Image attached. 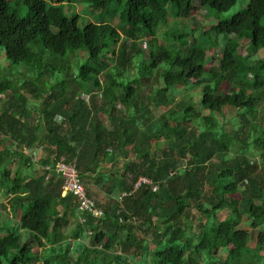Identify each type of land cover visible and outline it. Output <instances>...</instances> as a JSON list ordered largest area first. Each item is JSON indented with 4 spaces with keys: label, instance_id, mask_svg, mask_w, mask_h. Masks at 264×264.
<instances>
[{
    "label": "trees",
    "instance_id": "1",
    "mask_svg": "<svg viewBox=\"0 0 264 264\" xmlns=\"http://www.w3.org/2000/svg\"><path fill=\"white\" fill-rule=\"evenodd\" d=\"M66 1L73 0H0V51L10 63L32 66L35 82L50 74L55 82L49 86L69 83L93 95L87 104L75 89L61 96L37 83L0 81V96L11 91V99L0 102V133L7 142L0 150V191L19 214L18 226L0 235V264H129L128 255L136 264H248L252 254L256 264H264V59L246 63L251 56L239 51L242 39L251 51L264 50V0H250L231 18L210 26L208 32L227 39L218 49L219 69L209 71L207 47L199 45V38L175 50L158 41L159 29L170 16L177 23L190 16L195 3L222 12L238 0H92L97 10L124 3V34L136 50L130 53L118 27L80 25L77 13L65 11ZM169 33L167 41L176 36ZM148 37L145 57L137 40ZM46 51L59 57L81 52L86 62L73 74L69 55L60 71H48ZM155 71L158 83L145 86ZM192 80L198 96L189 93L177 101V92ZM94 90L100 91L99 104ZM26 93L44 96L39 117L31 123ZM165 108L156 118L154 111ZM227 114L232 115L226 119ZM58 115L64 122L58 123ZM44 147L48 152L39 160L40 172L11 171V163L30 169L35 155L31 158L25 149ZM255 152L263 167L251 177L256 165L249 157ZM59 161L76 166L89 197L102 209L101 218L88 215L80 221L76 198L62 194L63 181L53 171ZM140 176L152 185L129 194ZM91 184L100 189L96 200ZM223 211L227 217L220 219ZM246 216L252 229L260 227L253 247L251 230L241 226ZM71 220L69 237L64 228ZM35 245L47 250L41 261Z\"/></svg>",
    "mask_w": 264,
    "mask_h": 264
},
{
    "label": "rangeland",
    "instance_id": "2",
    "mask_svg": "<svg viewBox=\"0 0 264 264\" xmlns=\"http://www.w3.org/2000/svg\"><path fill=\"white\" fill-rule=\"evenodd\" d=\"M50 1V0H48ZM250 0H238L232 7H230L228 10L226 11H216L214 9H210V8H205L203 6H200L199 3H195L192 6L191 9V14L188 17L183 18L181 22L177 23V19H175L173 16H170L171 21L166 24L163 25L158 32V41L161 43H166L168 42V47L171 49H186L187 46L186 44L189 45V40L192 41L193 38L192 37H197L199 38V45H203L205 47H207V54H208V60H207V64H206V70L209 71L210 69L213 70H218L219 69V59H220V54L218 53V49H222L224 46V43L227 39V36L225 35H219V36H215V33L213 31H209V28L211 25H213L215 22H217L218 20H225V19H229L231 18V16L241 10H243L244 8L247 7L248 3ZM65 3H67L66 6V12L69 11V13H77L80 16V25L91 21V22H108L112 25H115L116 27H118L120 29V32L122 34H124V27H125V22L123 21L122 15H123V11H124V3L123 2H111L108 7L106 9L103 10H97L94 9L93 7V2L92 0H73L70 4L66 1ZM69 4V5H68ZM27 11V7L25 5H22L20 7V15H24ZM68 13V12H67ZM177 23V24H176ZM184 24V25H182ZM260 24L262 26H264V16H262L260 18ZM162 25V24H161ZM160 25V26H161ZM159 26V27H160ZM169 34L171 33H176L174 38H169L168 41L165 39V33L169 32ZM208 32V33H207ZM190 33L191 35H189V39H187L186 34ZM204 34V36H203ZM126 34L123 35V40H126L127 42V46L126 49L128 50V52L130 53V50L132 52H135L134 50H132V47L129 45L130 44V40L126 38L125 36ZM188 35V34H187ZM200 36L202 37L200 39ZM215 39L217 42V44H215ZM150 38H146L143 40H137V44H138V48H141L144 56L147 57V55L149 54V43ZM239 51L240 54L242 56H245L247 54H249L251 57L248 59V61L246 63H251L252 61H254L255 59L258 58H262L264 59V50H259L257 52H253L251 51L250 47H249V43L247 39H242L240 41V47H239ZM48 55H50V57L48 58V61L46 63V68L48 69V71H51L52 69L56 68V72L57 70L60 71L59 68H63L62 66L65 63H68V57L69 55H71L72 52H67V55L65 57H59L53 53H51L50 51H46ZM185 53V51L183 52ZM70 60V67H71V73H75L77 74L80 70V65L84 62H86V57L82 55L81 52H77L74 53L70 56L69 58ZM138 62V61H137ZM114 61H110L109 62V68L112 70L113 66H114ZM133 67H135L133 65ZM32 68V66L21 62L18 64H12L10 63V61L7 59L6 55H5V51H0V81L1 80H6L9 79L11 80V86H22V83H25L26 81L29 82L31 84L32 83H37V86H40V88H44V89H48V91H50L51 89H54L58 92H61V96L63 95L64 91L68 90L69 92L75 89L76 94H78V97H82V99L87 103V104H91L92 103V96L91 94H87V93H81L83 86L81 88V86H49V84H53L55 82V78L53 76H51L50 74H45L42 76L41 80H39V82H35L36 78H34V75L31 72L30 69ZM109 69V70H110ZM32 71L33 70L31 69ZM134 70V69H133ZM62 75H64V72H60ZM133 74H136V71L134 70L132 72ZM55 76H61V74L59 73H55ZM130 74V75H133ZM155 75V77L151 78L149 80V83H147L145 86H153L152 84H156L158 83V78H157V71H155L153 73V76ZM101 80H105V76L104 74H102L100 76ZM47 82V84H45ZM195 81L192 80V82L189 84V86L187 88H182L180 91L177 92L176 94V99L178 101V99L182 96H185L186 94H193L195 97L198 96V88L199 86H197L196 83H194ZM202 82L206 83L207 79L206 77L202 78ZM49 83V84H48ZM146 83V82H145ZM45 84V85H44ZM25 86V84L23 85ZM221 86H228L226 83H223ZM27 94V99L29 102V107L31 108V113L30 116L28 117V120L31 122L37 120V118L39 117V111L43 106V101L42 98H44V96L40 99H36L34 98V96H32L31 93H26ZM93 94L95 95V100L97 102V104H99L101 102V97H100V91L99 90H94ZM11 95V91L7 92L6 95H1L0 96V102L1 104L6 103L7 101H9ZM3 102V103H2ZM0 104V105H1ZM167 108L165 109H157L154 111L155 117L156 118H160L162 117L166 112ZM232 115V114H231ZM230 114H227L226 119L230 118L231 116ZM60 118H63L62 115H58L56 117V120L58 121V123H60L62 120H60ZM101 119L105 122L108 123V119L107 116L104 114H101ZM64 122V119L63 121ZM5 134L0 133V150H2L7 142H4L2 139L4 138ZM155 143V141L153 142ZM42 155L44 156L45 153H47V148L44 147V150L42 149ZM30 150H26L24 151V153L26 155H31V153H29ZM260 154L255 152L253 155H250L249 160L251 162H253V164L256 165L255 169H253L250 172V176L253 177L254 175H260V170L263 167L261 164V157L259 156ZM8 157L4 158L7 160ZM33 158V156L31 157ZM41 159V157L39 158V160ZM5 160V161H6ZM38 161H34L32 167L30 169H28L26 166H24L23 164H20L18 167L15 163H11L10 165V169L11 171L14 172H22V173H29L32 169L36 170V172H40V163ZM215 162H218V159L214 160ZM109 167H111V165H108ZM113 168V167H111ZM19 169V170H17ZM17 170V171H16ZM39 170V171H38ZM108 169H106L107 171ZM129 183H132V180H129ZM246 185V184H245ZM242 187H244L242 185ZM91 195L92 197H94V199L96 200L97 195H99L100 193V189L97 188L95 185L91 184ZM235 198L237 200H241V194H238L235 196ZM12 200L10 198V196H8L7 194H5L4 190L0 191V235H4L5 233H7L10 229L12 230L13 228H16L18 226V222H19V214L14 212V207H16V205L13 206L12 209ZM191 214L193 216V222L195 224L194 229L197 230V226L199 225V217H198V213L196 212V210H191ZM245 216V215H244ZM218 217L220 219H223L225 217H227V213L225 211L220 212ZM249 220L247 219L246 216V220L244 219L242 221L241 226L243 227H247L249 228L250 231V238H249V244L253 246H255L256 243V236L258 235L259 232V228L257 229H252L249 225ZM74 229V220H71L70 224L64 228V231L68 234V236L70 237L72 231ZM89 236V235H88ZM87 235H85L82 239L83 241L90 245L91 244V239L90 236L88 237ZM149 240H151L152 236L151 234L148 235ZM72 238H69L68 240H71ZM73 242V241H72ZM74 246V245H73ZM34 249L36 252H38L39 256H40V261L41 258L44 256V254L47 253V250H45L42 247H39L37 245L34 246ZM222 255L225 257L226 253L223 252ZM128 262L129 264H136L132 258H130V256L128 255ZM255 255L252 254V256L248 257V264H256V260H255ZM98 258L100 260H103V257L98 255ZM43 259V258H42ZM4 262H6V260L4 259Z\"/></svg>",
    "mask_w": 264,
    "mask_h": 264
},
{
    "label": "built area",
    "instance_id": "3",
    "mask_svg": "<svg viewBox=\"0 0 264 264\" xmlns=\"http://www.w3.org/2000/svg\"><path fill=\"white\" fill-rule=\"evenodd\" d=\"M62 120V118H60ZM34 161L39 160V155L34 154ZM53 171L62 179V194L71 193L77 200L78 212L80 215V221L84 223L87 216L90 215L94 218L102 217V209L99 208L95 202L89 197L85 185L79 178V172L74 164H68L62 161L55 163ZM152 180L149 178L140 176L132 185V189L129 194L135 191L141 185H152ZM128 192H124L119 197L127 195Z\"/></svg>",
    "mask_w": 264,
    "mask_h": 264
},
{
    "label": "crops",
    "instance_id": "4",
    "mask_svg": "<svg viewBox=\"0 0 264 264\" xmlns=\"http://www.w3.org/2000/svg\"><path fill=\"white\" fill-rule=\"evenodd\" d=\"M26 148H27V147H26ZM29 153H31L32 155H33V154H38L40 157H41V155H42V151H41V149H37V148L31 150ZM40 157H39V158H40Z\"/></svg>",
    "mask_w": 264,
    "mask_h": 264
}]
</instances>
